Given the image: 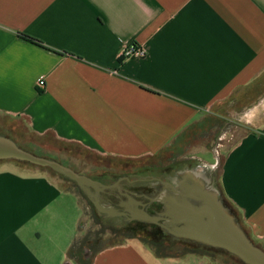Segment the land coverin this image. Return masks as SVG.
Masks as SVG:
<instances>
[{
	"label": "crops",
	"instance_id": "obj_1",
	"mask_svg": "<svg viewBox=\"0 0 264 264\" xmlns=\"http://www.w3.org/2000/svg\"><path fill=\"white\" fill-rule=\"evenodd\" d=\"M131 43L145 54L120 63ZM263 71L264 0H0V116L99 155L175 147L214 126ZM218 184L264 250V121L229 149ZM81 215L78 197L45 172L0 170V264H79L68 250ZM90 264L212 263L127 242Z\"/></svg>",
	"mask_w": 264,
	"mask_h": 264
},
{
	"label": "rangeland",
	"instance_id": "obj_2",
	"mask_svg": "<svg viewBox=\"0 0 264 264\" xmlns=\"http://www.w3.org/2000/svg\"><path fill=\"white\" fill-rule=\"evenodd\" d=\"M260 121H264V71L237 97L230 99L223 106L221 118L214 123V126L209 125L207 130L195 131L173 148L140 159L103 156L72 143L38 137L31 133L24 123H9L2 116H0V132L15 137L24 150L63 162L79 175L100 177L107 183H115L121 178V185L124 183L122 179L125 176L133 180L137 179L138 185L129 186L128 191L134 199L147 205L144 208L147 213L154 215L164 210V200L167 201V205H170L172 199L175 201L179 198L172 193V188L178 187V180L183 193L190 190L188 181L192 174L180 180L184 171L197 173L198 178L206 184L207 188L217 192L218 199L222 200L218 184L221 163L229 149L241 136L255 129ZM205 147L211 149L214 154L203 151ZM3 169L21 172L40 170L62 183L64 187L81 192L78 199L82 215L77 237L79 241H84L87 257L91 254L90 248H103L127 242L137 245L146 254L155 255L153 245L160 243L162 250L171 255L203 257L212 264H244L238 257L224 249L197 244L175 236L172 229H177L176 226H172V229L167 228L163 225V220L147 222L134 219L131 216L132 213L125 210L124 215L121 213L108 215L101 212L94 202L95 199L100 205L108 203L115 211L122 212L123 209L118 207L122 200L116 199L117 191L114 187L106 191L107 196L101 193V188L80 186L53 170L38 168L36 165L15 160L0 161V170ZM159 179L165 180L167 184L162 185L158 182ZM222 204L230 210L242 227L238 212L226 205L225 201H222ZM169 217L172 216L169 215ZM167 221V224L172 225L171 221Z\"/></svg>",
	"mask_w": 264,
	"mask_h": 264
},
{
	"label": "water",
	"instance_id": "obj_3",
	"mask_svg": "<svg viewBox=\"0 0 264 264\" xmlns=\"http://www.w3.org/2000/svg\"><path fill=\"white\" fill-rule=\"evenodd\" d=\"M5 160H15L49 168L80 186H93L101 189L105 187L100 182L79 175L53 159L24 150L11 138L0 134V161ZM182 173L180 180L192 174L188 181L189 188L187 187L190 190L183 193L178 180L177 189L172 188V193L179 196L175 200V205H167V201L164 200V210L159 214L151 215L144 209L135 208L131 216L134 219L147 222L163 220V225L167 228L172 229V226H176L177 229H172V232L179 238L224 249L238 257L244 264H264V250L249 238L230 210L224 207L222 200L218 199L217 192L207 188L206 184L198 178L197 173L193 171ZM94 202L100 211L115 212L110 207H102L97 199ZM131 203L133 206L140 204L139 201L133 199H131ZM167 220L171 221L172 225L167 224Z\"/></svg>",
	"mask_w": 264,
	"mask_h": 264
},
{
	"label": "flooded vegetation",
	"instance_id": "obj_4",
	"mask_svg": "<svg viewBox=\"0 0 264 264\" xmlns=\"http://www.w3.org/2000/svg\"><path fill=\"white\" fill-rule=\"evenodd\" d=\"M94 179H95V181L97 180L103 186H105V187L102 188V191H101L102 194L107 193L106 191L109 190L110 187H114V189H116V191H117V195L115 196L116 199L118 201L119 200H122V201H120L121 203L118 206L119 209H123L122 212L121 211H119V212L115 211L114 213H108L106 211H101V212H103L105 214H108V215H119L120 213H121V215H124L126 212H129V213L134 212L135 208H138V209H144V208H146L147 205L145 203L143 204L139 200L134 199L133 196L130 195L131 194L130 191H128V189H129L128 187L129 186L132 187L134 184H137L138 185L139 182H138L137 179L133 180V179H131L129 177L126 178V176H125L122 179V181L124 182L123 185L120 184V183H122L121 182V178L118 179V181H115V183H107L104 179H101V178H94ZM117 182H118V184H117ZM158 182H160L162 185L167 184V182L165 180H163V179H159ZM112 184L113 185H116V186H113ZM90 187L94 188L93 186H90ZM105 195L108 196V194H105ZM131 199L136 200V201H139L140 204L137 205V206H133V204L131 203ZM99 200H100V197H99ZM107 201H110V200L107 199ZM150 202H152V201H150ZM101 206L102 207H106V208L110 207V205H108V203L107 204H103ZM110 208H112V207H110ZM124 210L126 212H124ZM132 215H133V213H132Z\"/></svg>",
	"mask_w": 264,
	"mask_h": 264
},
{
	"label": "trees",
	"instance_id": "obj_5",
	"mask_svg": "<svg viewBox=\"0 0 264 264\" xmlns=\"http://www.w3.org/2000/svg\"><path fill=\"white\" fill-rule=\"evenodd\" d=\"M23 37L26 38H30L26 35H22ZM135 44V43H133ZM119 62L122 63V59H119ZM63 178L68 179L67 177L63 176ZM74 182V181H72ZM75 183V182H74ZM71 190V189H69ZM77 197L78 195L81 193L75 191V190H71ZM78 231H79V225H78ZM84 241H79L78 237H75V239L73 240V242L71 243L69 250H68V257L72 260H75L77 263L79 264H90V259L92 258V256L94 255V253H96L100 248H95V249H89L91 252V254L89 255V257H87V255L85 254V244L83 243ZM154 253L157 257H161V258H166V257H170V258H178L179 256H175V255H171L165 251L162 250V247L160 245V243H154Z\"/></svg>",
	"mask_w": 264,
	"mask_h": 264
},
{
	"label": "built area",
	"instance_id": "obj_6",
	"mask_svg": "<svg viewBox=\"0 0 264 264\" xmlns=\"http://www.w3.org/2000/svg\"><path fill=\"white\" fill-rule=\"evenodd\" d=\"M144 54V50L139 47V45L131 43L123 47L119 59H122V61H124L129 58L142 57ZM37 84L39 87L44 86L45 82L43 77H40L37 80Z\"/></svg>",
	"mask_w": 264,
	"mask_h": 264
},
{
	"label": "bare ground",
	"instance_id": "obj_7",
	"mask_svg": "<svg viewBox=\"0 0 264 264\" xmlns=\"http://www.w3.org/2000/svg\"><path fill=\"white\" fill-rule=\"evenodd\" d=\"M185 190V189H184ZM169 201V200H168ZM170 205H175V201L172 199L171 201H170ZM172 216V215H171Z\"/></svg>",
	"mask_w": 264,
	"mask_h": 264
}]
</instances>
